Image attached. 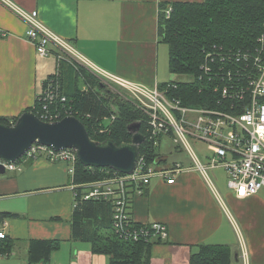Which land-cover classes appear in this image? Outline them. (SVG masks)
<instances>
[{
    "label": "crops",
    "instance_id": "crops-1",
    "mask_svg": "<svg viewBox=\"0 0 264 264\" xmlns=\"http://www.w3.org/2000/svg\"><path fill=\"white\" fill-rule=\"evenodd\" d=\"M10 1L37 10L42 23L72 43L88 62L82 66L99 79L117 76L154 87L176 75L169 45L159 34L161 4L203 0ZM27 28L0 0V30L9 32L0 37V116L18 117L34 106L46 79L59 69L56 56L37 53ZM162 154L167 165L169 156ZM185 167L175 183L154 177L144 193L131 196L137 222L168 227L167 239L151 240L150 264H191L203 243L229 246L231 264H264V188L239 198L227 186L219 200L198 170ZM73 176L67 162L45 156L24 157L0 175V230L14 240L8 254L0 253V264H29L33 239L59 242L48 264H110L109 255L96 253L91 241L74 237Z\"/></svg>",
    "mask_w": 264,
    "mask_h": 264
},
{
    "label": "built area",
    "instance_id": "built-area-1",
    "mask_svg": "<svg viewBox=\"0 0 264 264\" xmlns=\"http://www.w3.org/2000/svg\"><path fill=\"white\" fill-rule=\"evenodd\" d=\"M5 2L28 25L27 39L36 46L40 56L53 55L59 60L67 59L81 66L83 63L88 65L72 43L42 23L37 10L26 11L13 5L10 0ZM173 10L169 4L164 10L165 16L170 17ZM8 35V31L0 30V37ZM258 42L255 49H224L215 46L213 51L205 53L199 77L205 84H197L195 96L187 92L178 94L180 84L150 87L117 76H108L125 88L143 111L144 117L139 122L144 125L145 138L159 146L161 153L162 142L166 137L171 138L175 147L184 148L195 164L192 167L202 174L218 199L221 193L210 173L218 167L225 169L227 186L239 198L256 194L264 188V34ZM49 84L37 97L38 101H42L39 117L52 122L73 115V109L66 106L68 99L59 92L57 83L52 81ZM59 101L61 106L56 104ZM116 118V114H112L110 123L100 126L98 132L109 133ZM193 140L206 145L209 152L204 155L206 160L193 149ZM38 156L67 162L71 174L75 173V165L79 161L76 150H55L39 143H34L22 158ZM15 163L6 165L7 169ZM185 168L182 162L170 165L149 164L146 153H141L132 173L115 171L110 178L83 184V198L107 200L112 204L113 225L123 239L164 240L168 237L165 223H133L131 196L144 193L154 177L166 179L169 184L175 183L176 176ZM75 189L74 196L78 197ZM5 236V232L0 230V238Z\"/></svg>",
    "mask_w": 264,
    "mask_h": 264
},
{
    "label": "trees",
    "instance_id": "trees-1",
    "mask_svg": "<svg viewBox=\"0 0 264 264\" xmlns=\"http://www.w3.org/2000/svg\"><path fill=\"white\" fill-rule=\"evenodd\" d=\"M169 4L174 10L170 17H166L164 10ZM159 34L162 41L169 45L171 72L189 77V80L164 84H180L178 94H193L198 90L197 84H205L199 78L205 53L213 51L215 46L247 50L259 45L258 39L264 34V0L163 2ZM54 51L57 52L56 49ZM59 61L57 73L46 79L44 88L52 81L57 83L59 92L68 99L66 106L72 107L73 115L84 123L93 139H113L118 145L131 142L132 134L128 131V125L141 121V112L130 102L117 101L109 91L102 93L105 87L86 67L67 59ZM56 104L61 106L62 103L59 101ZM41 105L42 101L37 99L34 106L25 111L30 110L40 116ZM112 114H116L117 118L111 125V131L99 133V127L107 125L104 120ZM17 118L0 116V122L13 124ZM140 130L145 134L143 124ZM140 149L142 154L146 153L149 164H162L167 160H161L164 156L159 146L147 139L140 145ZM115 171L109 167H86L80 160L76 163L73 181L78 197L74 196V237L91 241L96 253L109 255L110 264H150L152 241L123 239L113 225L112 204L107 200L83 198V184L110 178ZM131 220L136 225L140 224L133 217ZM13 243L14 240L6 236L0 238V253L8 254ZM58 245L59 242L55 240H31L29 264H48L52 250ZM197 247L198 250L192 253L191 264H231L229 246L203 243Z\"/></svg>",
    "mask_w": 264,
    "mask_h": 264
},
{
    "label": "water",
    "instance_id": "water-1",
    "mask_svg": "<svg viewBox=\"0 0 264 264\" xmlns=\"http://www.w3.org/2000/svg\"><path fill=\"white\" fill-rule=\"evenodd\" d=\"M140 127L139 121L130 123L131 142L118 145L113 139H93L75 115L50 122L33 111H24L13 124L0 122V175L6 174V165L18 162L34 143L55 150H76L80 162L86 167H109L130 174L137 167L140 145L146 139Z\"/></svg>",
    "mask_w": 264,
    "mask_h": 264
},
{
    "label": "rangeland",
    "instance_id": "rangeland-1",
    "mask_svg": "<svg viewBox=\"0 0 264 264\" xmlns=\"http://www.w3.org/2000/svg\"><path fill=\"white\" fill-rule=\"evenodd\" d=\"M2 2L4 3V0H2ZM99 77H100V79L99 78L98 79L100 80V84H102L105 87L104 91H102V93H106V91H109V92H111V94H113L114 98L117 101L121 100V101H126V102L132 103L134 105V107H136L141 112L140 117L143 118V111L141 109H139L137 104L131 99L129 92L125 88H122L116 82H114V81H112L106 77L105 78L102 76H99ZM185 80H189V77L186 75L176 74L174 77V81H185ZM192 95L195 96L196 93H193ZM138 121H140V120H138ZM104 122L106 124L110 123V121L108 119H105ZM192 147L202 159L206 160L204 155L209 154V152L207 151V147L204 143L193 140L192 141ZM161 151L166 152L167 155L169 156L167 165L174 163V161H177V162L182 161V164L183 163H184V165L186 164L185 166H194L195 165L193 163L189 153L182 147H178V148L175 147L174 142L169 137H166L163 140L162 146H161ZM210 173H211V178L214 181L218 191L223 196L224 195V189H228L227 188V173H226L225 169L222 167H218V168L212 170Z\"/></svg>",
    "mask_w": 264,
    "mask_h": 264
},
{
    "label": "bare ground",
    "instance_id": "bare-ground-1",
    "mask_svg": "<svg viewBox=\"0 0 264 264\" xmlns=\"http://www.w3.org/2000/svg\"><path fill=\"white\" fill-rule=\"evenodd\" d=\"M55 77H56V76H55ZM49 78H50V76H49ZM49 78H48V79H49ZM60 89H61V88H60ZM107 119L109 120V119H110V117H108Z\"/></svg>",
    "mask_w": 264,
    "mask_h": 264
}]
</instances>
